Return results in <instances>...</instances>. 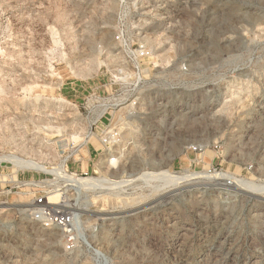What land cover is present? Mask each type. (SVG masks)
<instances>
[{"label":"rangeland","instance_id":"374dc122","mask_svg":"<svg viewBox=\"0 0 264 264\" xmlns=\"http://www.w3.org/2000/svg\"><path fill=\"white\" fill-rule=\"evenodd\" d=\"M0 154V264H264V0H0Z\"/></svg>","mask_w":264,"mask_h":264},{"label":"built area","instance_id":"2783aa9c","mask_svg":"<svg viewBox=\"0 0 264 264\" xmlns=\"http://www.w3.org/2000/svg\"><path fill=\"white\" fill-rule=\"evenodd\" d=\"M116 39L120 40L121 35L117 34ZM148 55L149 54L147 53V50L145 48L143 49L142 47V49H140V57H149ZM103 141L104 143H107L108 137H105ZM33 213L34 219L41 223L43 226L48 228H62L64 233L68 236V244L66 245V250L73 249L75 218L72 213L64 212L61 209L51 207L46 203L44 197L37 198L36 208Z\"/></svg>","mask_w":264,"mask_h":264},{"label":"bare ground","instance_id":"6f19581e","mask_svg":"<svg viewBox=\"0 0 264 264\" xmlns=\"http://www.w3.org/2000/svg\"><path fill=\"white\" fill-rule=\"evenodd\" d=\"M120 70V69H119ZM131 75V73H130ZM129 75V76H130ZM128 76V77H129ZM76 138V136H74ZM78 137V136H77ZM85 139V138H84ZM77 152V150H76ZM7 155H2L0 154V158H6ZM116 159L113 158L111 159V155L107 158V160H105L107 163H113ZM164 173H166L165 175L168 176L167 171H165ZM195 175V174H192ZM219 176H222V178L224 177V173H220L218 174ZM227 175V174H226ZM62 176H64L66 179L69 180V182H73L76 183L78 185H81V187L83 186L84 188H92V187H99L101 186V184H103V180H101L100 178H94V177H90V178H82L79 177L77 175V173H69L67 171L66 168V163L64 162L62 165ZM175 176V175H174ZM180 176V175H179ZM181 177V176H180ZM187 176H183L181 178H186ZM190 178V176H188ZM194 177V176H193ZM231 178L233 179L234 182V187L237 188V190H245L247 192H251V193H255L257 191H260V189L264 190V185H259L253 181H250L246 178H242V177H237L235 175H232ZM177 180H180V178H176ZM183 180V179H182ZM220 184V183H219ZM262 191V190H261Z\"/></svg>","mask_w":264,"mask_h":264},{"label":"crops","instance_id":"0c3cea01","mask_svg":"<svg viewBox=\"0 0 264 264\" xmlns=\"http://www.w3.org/2000/svg\"><path fill=\"white\" fill-rule=\"evenodd\" d=\"M77 168H78V169H76V170H78V171H80V172H83V170H84V169H83V165H81V166H77Z\"/></svg>","mask_w":264,"mask_h":264}]
</instances>
